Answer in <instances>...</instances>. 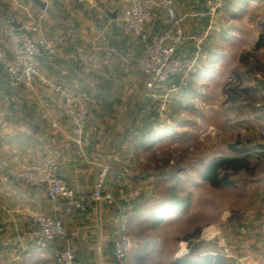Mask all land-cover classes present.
Instances as JSON below:
<instances>
[{
	"label": "crops",
	"instance_id": "crops-1",
	"mask_svg": "<svg viewBox=\"0 0 264 264\" xmlns=\"http://www.w3.org/2000/svg\"><path fill=\"white\" fill-rule=\"evenodd\" d=\"M44 1L46 6L34 1L38 7L37 36L45 37L51 49L38 55V65L51 80L85 94L90 102L89 114L85 126L77 128L63 112L62 93L38 79L30 85L13 86L0 66V158L19 168L53 155L60 163V174L75 190L86 193L93 191L103 167L108 166L107 186L128 208L135 202L129 191L138 176L133 173V165L125 160L133 151L124 148V141L139 138L154 124L149 119L142 123L140 110L141 90L146 87L142 85L136 58L142 51L143 39L123 20L124 9L117 13L111 9L123 0H91L92 6L84 9L89 13L84 19L71 18L79 10L73 0ZM175 3L184 17L186 46L202 41L215 22L216 31H221L216 32V41L239 38L236 15L230 17L228 33L221 20L217 21L226 9L237 12L240 6L236 0ZM259 6L264 11V0H260ZM59 8L72 16L65 17ZM25 10L31 14L28 4ZM94 12L100 15L93 18ZM160 13L165 11L157 8L147 25L150 36L164 23L166 15ZM30 22L26 17L21 25L27 27ZM11 27L0 19V43L6 46L11 44ZM117 79L121 83H116ZM152 128L150 138L156 135V128ZM38 212L62 219L70 232L68 239L55 238L45 249L34 246L26 231ZM137 213L136 208L130 211L129 226L139 225L143 217ZM153 215L156 220V213ZM119 229L117 204L91 200L85 210H68L65 201L52 202L44 186L21 181L9 169L0 171V264H14L16 258L17 264H55L56 254L64 246L74 251L81 264H116L114 239ZM143 256L144 253L139 254V260ZM180 256L176 252L166 253L162 264H188ZM249 263L264 264V253Z\"/></svg>",
	"mask_w": 264,
	"mask_h": 264
},
{
	"label": "rangeland",
	"instance_id": "rangeland-1",
	"mask_svg": "<svg viewBox=\"0 0 264 264\" xmlns=\"http://www.w3.org/2000/svg\"><path fill=\"white\" fill-rule=\"evenodd\" d=\"M72 2L79 9L76 16L58 11L65 17L88 18L84 9L92 6L91 0ZM131 2L123 0L111 9L122 12ZM236 2L237 12L226 9L217 21L228 33L230 17L236 15L239 38L216 41L220 30L215 22L202 41L179 47L183 68L170 81L149 88L150 76L140 70L146 87L141 90L142 123L152 121L156 135L150 138L151 126L139 138L124 141V148L133 151L125 160L138 176L129 191L135 202L128 209L136 208L143 217L138 226H129L131 264H162L169 252L194 264H216L218 256L225 264H250L264 253V45H257L260 38L264 43V11L260 0ZM26 4L31 14L25 12ZM37 9L34 0H0V19L12 29L28 17L27 27L37 34ZM164 14L154 34L169 24ZM98 15L94 12L93 18ZM224 157L246 158L250 166L222 169L229 183L215 186L204 171ZM169 204L177 207L154 220L153 214Z\"/></svg>",
	"mask_w": 264,
	"mask_h": 264
},
{
	"label": "built area",
	"instance_id": "built-area-1",
	"mask_svg": "<svg viewBox=\"0 0 264 264\" xmlns=\"http://www.w3.org/2000/svg\"><path fill=\"white\" fill-rule=\"evenodd\" d=\"M157 8L169 16V24L159 33L150 36L147 25ZM123 20L132 32L145 41L136 62L140 70L149 74L147 85L154 88L177 76L183 62L177 55L186 39L183 19L175 6V0H132L123 11ZM11 44H0V66L11 85H30L35 79L64 95L62 108L79 129L86 124L90 102L88 97L72 91L66 85L51 80L38 65V55L51 49V44L43 36H37L28 27L18 26L9 30ZM58 159L50 155L38 161L13 168L8 161L0 158V171L9 169L17 179L44 186L52 202L65 201L66 208L87 209L91 200H107L119 206V233L114 239V259L116 264H131L133 239L129 229L130 211L107 186L108 166L103 167L92 192L75 190L59 172ZM128 198L125 197V201ZM33 225L26 231L29 241L36 247L45 249L55 238L68 239L69 229L57 216L38 212L33 215ZM55 264H81L74 251L62 247L56 254Z\"/></svg>",
	"mask_w": 264,
	"mask_h": 264
},
{
	"label": "trees",
	"instance_id": "trees-1",
	"mask_svg": "<svg viewBox=\"0 0 264 264\" xmlns=\"http://www.w3.org/2000/svg\"><path fill=\"white\" fill-rule=\"evenodd\" d=\"M257 45L259 46L264 45L261 38L259 39ZM231 166H235L236 168L249 167L250 162L247 161L246 158H240V157H224L218 159L210 163L209 166L205 169L204 178L209 180L215 186H221L224 183H229V181L223 179L224 177H226L227 174L226 172L222 173V169H226ZM178 203H180V201ZM175 207L177 206H174L173 204L172 205L169 204L159 209L156 212L157 219L160 220L162 215L171 213ZM220 258H221L220 256L216 257V264H225V262H222ZM211 260H208V262ZM188 264H194V262L188 261Z\"/></svg>",
	"mask_w": 264,
	"mask_h": 264
},
{
	"label": "water",
	"instance_id": "water-1",
	"mask_svg": "<svg viewBox=\"0 0 264 264\" xmlns=\"http://www.w3.org/2000/svg\"><path fill=\"white\" fill-rule=\"evenodd\" d=\"M35 2H37V3H39L40 5H42V6H46V1H44V0H34ZM17 26H20L21 25V23H18V24H16Z\"/></svg>",
	"mask_w": 264,
	"mask_h": 264
}]
</instances>
